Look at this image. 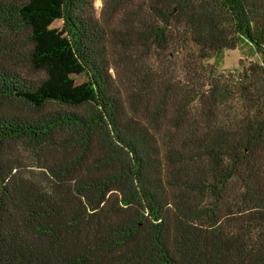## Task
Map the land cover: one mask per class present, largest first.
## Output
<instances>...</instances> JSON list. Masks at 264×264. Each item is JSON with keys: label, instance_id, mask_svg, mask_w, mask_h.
Instances as JSON below:
<instances>
[{"label": "trees", "instance_id": "obj_1", "mask_svg": "<svg viewBox=\"0 0 264 264\" xmlns=\"http://www.w3.org/2000/svg\"><path fill=\"white\" fill-rule=\"evenodd\" d=\"M96 1L0 0V264H264V0Z\"/></svg>", "mask_w": 264, "mask_h": 264}, {"label": "rangeland", "instance_id": "obj_2", "mask_svg": "<svg viewBox=\"0 0 264 264\" xmlns=\"http://www.w3.org/2000/svg\"><path fill=\"white\" fill-rule=\"evenodd\" d=\"M102 0H97L95 6L98 14L102 8ZM209 63L215 64L219 72L242 70L252 63H261V55L247 42H242L234 50H225L212 57Z\"/></svg>", "mask_w": 264, "mask_h": 264}]
</instances>
